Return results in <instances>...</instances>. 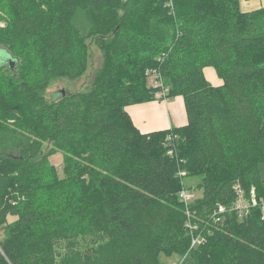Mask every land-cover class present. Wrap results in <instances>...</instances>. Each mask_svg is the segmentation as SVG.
Instances as JSON below:
<instances>
[{"label":"trees","instance_id":"16d2710c","mask_svg":"<svg viewBox=\"0 0 264 264\" xmlns=\"http://www.w3.org/2000/svg\"><path fill=\"white\" fill-rule=\"evenodd\" d=\"M88 39L105 54L103 72L88 92L47 103L51 79L88 69ZM3 52L16 63L0 66V264H163L161 254L264 264V7L0 0ZM149 77L184 98L186 126L136 128L126 108L162 90ZM58 153L64 178L50 160ZM181 170L203 177L188 208ZM236 186L258 202L242 218ZM219 205L228 212L217 223Z\"/></svg>","mask_w":264,"mask_h":264},{"label":"rangeland","instance_id":"374dc122","mask_svg":"<svg viewBox=\"0 0 264 264\" xmlns=\"http://www.w3.org/2000/svg\"><path fill=\"white\" fill-rule=\"evenodd\" d=\"M263 7H264V0H240V9L242 12L252 11ZM84 32L85 34H87L88 30H85ZM92 41H93L92 39H88V43H90V56H89L88 69L84 72V74L81 77L77 79H70L66 77L51 79L49 85L43 91L40 92V95H42L45 98L47 103H52L59 100V96H57V94L60 91L61 92L64 91L69 95L77 92H88L93 87V84L98 79L99 75L103 72V69L106 64V57L104 52L99 50ZM147 81H149V84L151 85V82L153 81V77H149ZM151 88L149 87V89ZM154 100H161V99H157L155 97V99L151 101ZM50 149H51V145L46 144L43 150L44 154L48 153ZM50 160L58 176L60 178H64L65 177L64 162L62 155L59 153L54 154L50 157ZM260 175L262 179V190L264 194V163L260 165ZM202 180H203L202 176H189L183 179V184L185 188L189 192L194 194L195 200L200 199L203 196V190L198 188V185L202 183ZM9 220L11 221L12 218H10ZM13 220L15 221L16 219L14 218ZM13 220L11 222H13ZM1 233L2 232L0 231V234ZM160 260L163 264H195L193 256L190 254L186 256H180L177 254L167 256L165 254H161Z\"/></svg>","mask_w":264,"mask_h":264},{"label":"crops","instance_id":"0c3cea01","mask_svg":"<svg viewBox=\"0 0 264 264\" xmlns=\"http://www.w3.org/2000/svg\"><path fill=\"white\" fill-rule=\"evenodd\" d=\"M204 74L213 86H221L224 82L214 68H205ZM126 110L136 128L142 133L170 130L188 124L185 100L182 96H176L168 101L154 100L131 105Z\"/></svg>","mask_w":264,"mask_h":264},{"label":"built area","instance_id":"2783aa9c","mask_svg":"<svg viewBox=\"0 0 264 264\" xmlns=\"http://www.w3.org/2000/svg\"><path fill=\"white\" fill-rule=\"evenodd\" d=\"M153 87H158L160 86L162 88V90L160 92H157L155 94V97L157 99H161L163 101H168V98H167V93H168V90L163 86V83L162 81H157V80H153ZM173 138H176V137H172L170 136L168 139L169 140H173ZM174 149H170L168 151V155H170L171 157L174 156ZM179 176L184 179L185 177H187V172L185 170H181L179 172ZM236 189V192L238 194V200L236 201L233 209H236L237 212H238V217L239 218H242L244 217L245 215H247L249 212H250V209L252 207H255L257 205V199H256V194H255V190L253 189L252 190V196H251V200L248 201L245 199V196L244 194L242 193V190L240 189L239 186H236L235 187ZM179 198L181 199V201L185 204V206L188 208V206L195 200L194 199V194H192L191 192H189L184 184H183V188L182 190L180 191L179 193ZM263 210H264V207H263ZM228 212V208L224 205H219L215 214H214V218H215V221L218 223L222 222L223 219H224V216L226 215V213ZM188 227L190 229H194L195 226H193L192 224L188 223ZM202 241V237L201 235L197 236V237H194L193 240H192V248L196 247L198 244H200Z\"/></svg>","mask_w":264,"mask_h":264},{"label":"water","instance_id":"95a60500","mask_svg":"<svg viewBox=\"0 0 264 264\" xmlns=\"http://www.w3.org/2000/svg\"><path fill=\"white\" fill-rule=\"evenodd\" d=\"M0 59H1V61H0V66H2V65H4V64H11V65H14L15 63H16V61L12 58V56L10 55V54H8V53H6V52H3L2 53V55H0ZM65 92L63 91V92H59L58 94H57V96H59V98L60 97H63V96H65Z\"/></svg>","mask_w":264,"mask_h":264},{"label":"bare ground","instance_id":"6f19581e","mask_svg":"<svg viewBox=\"0 0 264 264\" xmlns=\"http://www.w3.org/2000/svg\"><path fill=\"white\" fill-rule=\"evenodd\" d=\"M237 195V194H236ZM259 207V206H258Z\"/></svg>","mask_w":264,"mask_h":264}]
</instances>
